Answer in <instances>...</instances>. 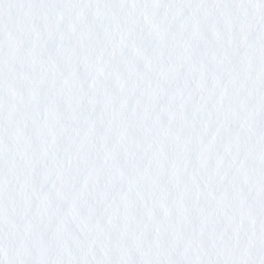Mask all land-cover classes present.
Here are the masks:
<instances>
[{
    "label": "snow or ice",
    "instance_id": "6c2138e0",
    "mask_svg": "<svg viewBox=\"0 0 264 264\" xmlns=\"http://www.w3.org/2000/svg\"><path fill=\"white\" fill-rule=\"evenodd\" d=\"M0 264H264V0H0Z\"/></svg>",
    "mask_w": 264,
    "mask_h": 264
}]
</instances>
